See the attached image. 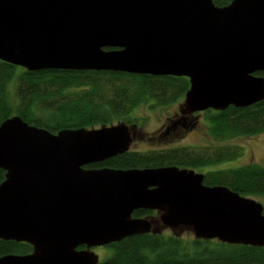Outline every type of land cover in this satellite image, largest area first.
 <instances>
[{"label":"water","instance_id":"95a60500","mask_svg":"<svg viewBox=\"0 0 264 264\" xmlns=\"http://www.w3.org/2000/svg\"><path fill=\"white\" fill-rule=\"evenodd\" d=\"M0 61L25 69L185 77L182 116L264 101V0H0ZM125 124L53 134L0 124V264H97L76 247L153 231L137 210L194 238L264 248V207L191 169H92L129 151Z\"/></svg>","mask_w":264,"mask_h":264},{"label":"trees","instance_id":"16d2710c","mask_svg":"<svg viewBox=\"0 0 264 264\" xmlns=\"http://www.w3.org/2000/svg\"><path fill=\"white\" fill-rule=\"evenodd\" d=\"M232 0H212L225 7ZM255 76L264 77V72ZM189 89L185 77H153L117 72L55 71L27 72L0 61V124L19 116L29 125L56 134L66 129H98L116 124L138 123L132 112L183 101ZM212 140H231L264 132V101L246 108L206 110ZM241 155L231 146L177 147L147 152L128 151L95 168L148 169L199 168L229 161ZM5 172L0 169V183ZM204 185L225 186L241 196L264 199V167L248 164L236 169L204 174ZM264 207V205H263ZM264 214V210H263ZM111 255L102 264H264V248L229 245L217 240H199L171 233L132 236L112 244ZM31 246L0 240V257L27 255Z\"/></svg>","mask_w":264,"mask_h":264},{"label":"rangeland","instance_id":"374dc122","mask_svg":"<svg viewBox=\"0 0 264 264\" xmlns=\"http://www.w3.org/2000/svg\"><path fill=\"white\" fill-rule=\"evenodd\" d=\"M183 101L165 106L154 107L153 109L147 106L136 108L132 115L138 118V123L134 126H129V131L132 136V143L129 150L134 152H147L152 149L160 148H177V147H226L231 146L232 149H240L241 155L215 165L199 167L194 169L196 173L205 174L211 171L236 169L248 164H257L264 167V132L252 135L236 137L231 140H212L209 135L208 124L205 122V115L194 114L188 116L184 125L177 127L168 133L165 127H169L173 120L181 117ZM179 137L176 140L173 138ZM264 205V199L258 196H247ZM153 223V231L157 233H173L174 235L183 237H194L191 229L180 227L175 230H170L164 227L159 221V215L151 218ZM95 255L103 259L108 254L100 249L94 251Z\"/></svg>","mask_w":264,"mask_h":264},{"label":"flooded vegetation","instance_id":"af4514ba","mask_svg":"<svg viewBox=\"0 0 264 264\" xmlns=\"http://www.w3.org/2000/svg\"><path fill=\"white\" fill-rule=\"evenodd\" d=\"M200 113H202V112H200ZM200 113H194V114H200ZM194 114H192V115H194ZM188 116H191V115H188ZM188 116H182L181 115V117H179L178 119L173 120L170 123L169 127H165L166 131L167 132L169 131L168 133H170V131L171 132L173 131V133H174V131H175V129L177 127H179L181 125H184L186 123V121L188 119ZM177 138H179V137H176V138L174 137L173 140H176ZM212 147H214V146H212ZM164 149H171V148H160V149H152V150H164ZM90 166L91 165L84 166L83 168L85 170L101 169V167L100 168L99 167L95 168V167H90ZM194 169H196V168H191V170L195 171ZM156 215H158L157 211H149V210L140 209V210L134 211L132 213L131 217L134 218V219H144V220L150 221L151 218H154ZM137 236H139V235H137ZM11 242H13V241H11ZM15 243H18V242H15ZM112 244H114V243H112ZM112 244H109V245L103 246V247H94V248H87V246H85V245H80V246H77L75 250L78 251V252H80V251H88V252H92V253H94V251L97 250V249L105 251L108 255L106 257H104L103 259H100L97 256L98 257V263L97 264H102L111 255L110 247L112 246ZM31 253H32V247H31Z\"/></svg>","mask_w":264,"mask_h":264}]
</instances>
